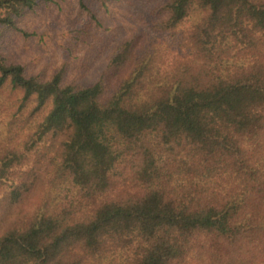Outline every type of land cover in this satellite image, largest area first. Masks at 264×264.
Returning a JSON list of instances; mask_svg holds the SVG:
<instances>
[{
  "label": "trees",
  "instance_id": "obj_1",
  "mask_svg": "<svg viewBox=\"0 0 264 264\" xmlns=\"http://www.w3.org/2000/svg\"><path fill=\"white\" fill-rule=\"evenodd\" d=\"M119 1L78 0L36 72L5 36L58 0H0V264H264V0H124L80 82Z\"/></svg>",
  "mask_w": 264,
  "mask_h": 264
},
{
  "label": "rangeland",
  "instance_id": "obj_2",
  "mask_svg": "<svg viewBox=\"0 0 264 264\" xmlns=\"http://www.w3.org/2000/svg\"><path fill=\"white\" fill-rule=\"evenodd\" d=\"M124 5V0H120L109 4L108 11L99 12L103 27H91L94 35L89 44H80L76 52L77 59L72 63L75 76H80L78 81L86 82L96 77L104 65L111 43L118 39L121 30H127V27L122 28L127 20L122 18V11L119 9ZM78 6V0H58L57 3L45 2L26 12L18 24L31 32V35L24 42L22 35L17 32L7 34L5 47L10 55L26 62L36 72L40 69L49 72L61 61L62 43L69 32L67 25L72 19H76ZM101 35H108L110 41L103 42L102 38L106 36Z\"/></svg>",
  "mask_w": 264,
  "mask_h": 264
}]
</instances>
